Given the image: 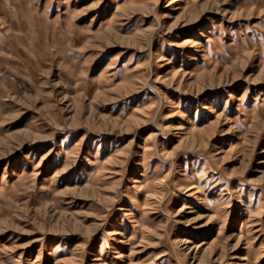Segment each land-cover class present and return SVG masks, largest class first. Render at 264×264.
<instances>
[{"label":"rangeland","instance_id":"obj_1","mask_svg":"<svg viewBox=\"0 0 264 264\" xmlns=\"http://www.w3.org/2000/svg\"><path fill=\"white\" fill-rule=\"evenodd\" d=\"M0 264H264V0H0Z\"/></svg>","mask_w":264,"mask_h":264}]
</instances>
